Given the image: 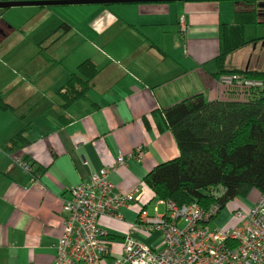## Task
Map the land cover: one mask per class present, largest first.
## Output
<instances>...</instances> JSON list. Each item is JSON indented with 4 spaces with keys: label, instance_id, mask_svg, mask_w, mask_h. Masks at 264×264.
Masks as SVG:
<instances>
[{
    "label": "crops",
    "instance_id": "obj_1",
    "mask_svg": "<svg viewBox=\"0 0 264 264\" xmlns=\"http://www.w3.org/2000/svg\"><path fill=\"white\" fill-rule=\"evenodd\" d=\"M53 5L0 10V264H55L70 188L114 165L122 153L124 163L109 174L115 190L144 186L141 199L121 207V219H98L110 253L95 264H110L129 233L159 245V230L148 233L137 225L140 209L152 214L158 198L145 175L179 154L161 110L196 93L228 100L217 79L219 26L252 20L253 7L258 14L244 25L247 43L226 63L264 71V59L256 54L264 47V1L74 3L67 14ZM85 59L98 68L92 87L86 98L64 107L57 90ZM21 130L26 142L17 152L32 166L33 177L5 150ZM260 193L251 188L226 202L209 225H238L234 209L247 211ZM164 211L159 204L158 212Z\"/></svg>",
    "mask_w": 264,
    "mask_h": 264
},
{
    "label": "built area",
    "instance_id": "obj_2",
    "mask_svg": "<svg viewBox=\"0 0 264 264\" xmlns=\"http://www.w3.org/2000/svg\"><path fill=\"white\" fill-rule=\"evenodd\" d=\"M184 31V16L178 18ZM218 81L228 100L249 101L261 96L264 101V78L247 77L239 73H221ZM15 165L32 175V166L18 152L10 154ZM139 157V150L136 154ZM119 153L112 166L94 171L86 181L70 188V197L63 204L62 232L56 244L55 264H95L110 253L105 239L106 230L98 223L102 216L121 219L119 210L141 199L144 184H137L125 193L115 190L109 179L110 171L123 164ZM221 186L210 188L218 196ZM164 204V213L158 205ZM220 210L218 202L206 207L196 201L176 204L157 198L153 213L139 211L141 231L159 230L161 240L149 246L132 234L122 240V250L110 264H260L264 261V192L247 210L236 208L233 214L238 225L226 228L211 227L208 223ZM228 240L236 241L229 246Z\"/></svg>",
    "mask_w": 264,
    "mask_h": 264
},
{
    "label": "trees",
    "instance_id": "obj_3",
    "mask_svg": "<svg viewBox=\"0 0 264 264\" xmlns=\"http://www.w3.org/2000/svg\"><path fill=\"white\" fill-rule=\"evenodd\" d=\"M234 1L255 5L258 0ZM251 11L252 20L219 26L220 47L215 57L218 75L224 72L264 78V71L230 68L226 63L231 52L247 43L244 25L255 22L258 14L256 7ZM97 72L91 59L83 60L70 72L68 80L57 90L64 107L78 97L86 98ZM161 114L174 135L179 154L156 164L145 175L144 183L155 196L176 204L196 201L202 207L217 201L221 209L226 202L246 195L251 188L264 192V101L261 96L243 102L207 100L202 93H196L163 108ZM25 142L21 130L10 138L5 150L8 154L15 153ZM217 186L222 187L219 196L209 194L210 188ZM227 242L229 246L236 245L234 240Z\"/></svg>",
    "mask_w": 264,
    "mask_h": 264
},
{
    "label": "water",
    "instance_id": "obj_4",
    "mask_svg": "<svg viewBox=\"0 0 264 264\" xmlns=\"http://www.w3.org/2000/svg\"><path fill=\"white\" fill-rule=\"evenodd\" d=\"M140 1H175V0H0V8L18 5H50V4H74V3H118Z\"/></svg>",
    "mask_w": 264,
    "mask_h": 264
},
{
    "label": "rangeland",
    "instance_id": "obj_5",
    "mask_svg": "<svg viewBox=\"0 0 264 264\" xmlns=\"http://www.w3.org/2000/svg\"><path fill=\"white\" fill-rule=\"evenodd\" d=\"M263 1L264 0H258L257 2H263ZM77 6H79V5H77ZM10 8L17 10L16 8H22V7H10ZM53 8L61 9L62 10L61 13H64V14L72 12L70 4H56V5H53ZM3 9H5V8H0V10H3ZM256 54H260L261 57H262L261 60H263L264 59V47H263V49L257 48L256 49ZM263 63H264V61H262L260 63V65H263ZM212 221H213V219H211L208 224H211Z\"/></svg>",
    "mask_w": 264,
    "mask_h": 264
},
{
    "label": "bare ground",
    "instance_id": "obj_6",
    "mask_svg": "<svg viewBox=\"0 0 264 264\" xmlns=\"http://www.w3.org/2000/svg\"><path fill=\"white\" fill-rule=\"evenodd\" d=\"M222 73H224V72H222ZM218 79V78H217ZM219 196V195H218ZM215 202V201H214ZM217 202V201H216ZM219 204V203H218Z\"/></svg>",
    "mask_w": 264,
    "mask_h": 264
}]
</instances>
